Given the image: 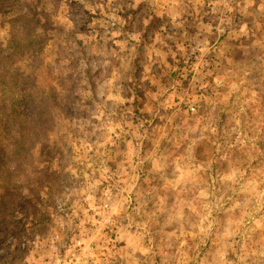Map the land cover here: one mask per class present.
I'll return each mask as SVG.
<instances>
[{"label":"rangeland","instance_id":"rangeland-1","mask_svg":"<svg viewBox=\"0 0 264 264\" xmlns=\"http://www.w3.org/2000/svg\"><path fill=\"white\" fill-rule=\"evenodd\" d=\"M16 75L56 96L0 264H264V0H0V106Z\"/></svg>","mask_w":264,"mask_h":264},{"label":"trees","instance_id":"trees-1","mask_svg":"<svg viewBox=\"0 0 264 264\" xmlns=\"http://www.w3.org/2000/svg\"><path fill=\"white\" fill-rule=\"evenodd\" d=\"M18 23H20V28L28 33L29 38L12 42V56H16L14 61L24 59L27 54H30L32 59L38 58L34 49L31 50L30 48L31 45H35L33 36L37 28L36 21L33 18H21ZM27 48L31 50L30 53ZM18 77L16 75L14 80ZM21 85L22 83L18 82V79L11 83L9 85L10 97H6L5 103L0 106V131L2 134H9L15 130L14 134L16 135L1 151L3 158L1 159L0 155V172L5 171L3 169L4 161L16 165L19 169L25 162L29 161V154H31L29 146L35 142L38 131L36 126L40 124L42 115L46 114L49 105L52 103L51 97L56 96L54 87H39L35 80L32 83L27 82L24 88H20ZM24 117L28 120L25 121ZM43 129H45L44 125H42Z\"/></svg>","mask_w":264,"mask_h":264}]
</instances>
